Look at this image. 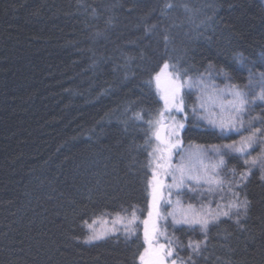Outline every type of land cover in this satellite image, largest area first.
I'll use <instances>...</instances> for the list:
<instances>
[{"label":"trees","instance_id":"1","mask_svg":"<svg viewBox=\"0 0 264 264\" xmlns=\"http://www.w3.org/2000/svg\"><path fill=\"white\" fill-rule=\"evenodd\" d=\"M262 57V0H0V264H142V232L84 238L96 216L143 218L149 208L145 121L162 107L154 76L167 62L190 68L192 78L227 73L243 88L249 69L256 79L264 72ZM182 95V147L247 133L208 127L193 111L194 93ZM224 158L229 169L247 171L237 154ZM261 176L254 169L235 189L250 201L239 223L220 218L206 239L199 227H171L179 257L264 264ZM191 241L204 242L199 254Z\"/></svg>","mask_w":264,"mask_h":264},{"label":"snow or ice","instance_id":"2","mask_svg":"<svg viewBox=\"0 0 264 264\" xmlns=\"http://www.w3.org/2000/svg\"><path fill=\"white\" fill-rule=\"evenodd\" d=\"M174 7L172 4H166L165 9H170ZM190 11L189 9H185ZM95 12V9H93ZM110 23V21H109ZM165 43L168 42V37L165 35L163 37ZM264 60V57H262ZM238 63L245 65L246 58L243 56L238 57ZM171 69L168 73L171 81L172 87L167 97H165V110L167 112L175 111L177 113H183L185 104L183 99V91L185 86L188 88H200L202 91L206 90L209 85L205 84L203 76L197 80H193L192 77L188 76L190 68H181L178 64H172L165 62L161 72H165ZM226 80H231L232 77L228 76L227 73H219ZM256 73L252 72L249 69V78L248 83L242 88L238 84L229 83L224 89H221L217 92L216 86L212 85L213 93H216L219 96H224L225 94L230 97L226 101H222L219 105L220 117H219V126L222 130H232L235 132H247L248 134L242 136L239 142L234 141L231 145H226L224 147L232 149L235 153L239 154L241 157L250 156V152L254 151L256 147L264 145V115L251 116L249 115L253 110L252 106L258 101L264 103V72L259 73V79H256ZM157 79H159V74H157ZM259 87L260 91L257 93L255 89ZM211 99V98H209ZM200 109L204 108V104H200ZM195 112L196 109L194 108ZM245 116L249 118L245 120ZM164 118V112L159 113V119L153 121H145L152 128L154 125L157 126L153 132V136L158 141L156 147L153 148L152 152L149 153V156L152 159L149 160V166L155 163V169L153 170L154 183L152 184V210L149 211L148 216L151 220V227H149V220H145L143 223L145 225L144 238L145 242L149 244L152 249L153 258L151 264H167V261L171 259V264H177L176 259L173 257H178V252L175 247H173V241L168 239L166 236L165 243L159 244V238L164 236V233L159 231L157 227V222L162 219L161 213L159 211L160 202L163 199V190L166 188L169 195H171L173 188L178 192L182 191L186 187V182L196 181L199 183L201 179L205 183L219 188L221 193L224 192L225 184L228 186L227 191L231 194V199L228 200L226 205L221 207L217 205V208L220 209L215 214L211 211L201 210L200 212L190 211L189 210L179 209L177 212L168 213V215L173 217L175 224H186L189 227L195 228L199 227L201 232L207 238V230L211 224L216 223L221 216L236 217L237 223H239V218L241 214H246L250 201L246 198L241 200L239 198V192L234 189H239L246 187V181L252 175L254 169H260L262 172L261 179L264 180V149L261 152L251 159L245 158L243 160V165L247 171L237 173L236 169H230L231 179H225L221 177L219 169L225 167V160L223 156L215 163L212 164L211 171L209 172L207 167L205 168V176L201 177L199 175H191V171L185 169L183 165L179 167H172L170 154L172 150L179 147L180 141L178 139L179 130L184 128V124L180 121H173L170 125L172 131L169 133L171 137L176 138V142L172 143L171 140L164 139L160 135L159 127L162 125ZM133 119L143 120L142 112H135L133 114ZM217 121L210 120V123L215 124ZM257 124L261 126H256ZM152 137H148L145 141L146 144L151 143ZM159 170V171H158ZM162 172L164 176L171 177L173 183L165 185L160 179L159 173ZM227 175V173L225 174ZM188 191H195V189H188ZM209 191H212V188H209ZM224 195L220 196V199L223 200ZM165 203H171L170 200L165 201ZM179 204V201H177ZM177 215L179 219H177ZM137 217L135 213L132 214L130 219L120 217L117 215L113 219V227L107 231H97L93 230L88 236L89 241L100 240L105 238L109 234V231L116 232L120 229L116 225H123L124 232L127 235L134 234ZM95 223V221H93ZM91 228V225H89ZM153 245H158V247H152ZM203 241H191L188 244V248L191 249L193 254H199L203 250ZM149 249H145V252H148ZM140 260L144 261V255L140 256ZM180 264H193L191 256L188 257V260L180 259Z\"/></svg>","mask_w":264,"mask_h":264},{"label":"rangeland","instance_id":"3","mask_svg":"<svg viewBox=\"0 0 264 264\" xmlns=\"http://www.w3.org/2000/svg\"><path fill=\"white\" fill-rule=\"evenodd\" d=\"M263 4H264V0ZM171 69L161 72V70L157 73L159 74V79H157V74L154 76L153 79V84L154 87L157 90V93L159 95V98L162 100V107L159 112H157L152 120L155 121L159 119V113L164 112V118L162 121V125L158 126L160 135L164 139L171 140L172 143L176 142V138L171 137L169 133L172 131L170 125L173 123V121H180L185 125V118L183 116V113H177L175 111H171L170 113L165 110V97L168 96L170 89L172 87V81L169 76V72ZM220 72H215L212 69H208L207 72L201 74L205 80V84L209 85V87L202 91L200 88H188L187 85L185 86V89L187 88L188 90H191L194 93V96H196V102H195V107H196V113L197 116L200 118L201 122L206 124L208 127L210 126L211 128L217 129L219 132L223 133L224 135H231V133H236L238 132L232 131V130H222L219 126V117L221 115L219 105L221 104L222 101H226L227 99H230L226 94L224 96H219L216 93H213L212 91V85L216 86L217 92L221 89H224L229 83H231L230 80H226L222 75H219ZM201 76H197V78H192L193 80H197L201 78ZM257 93H259L260 88L257 87L255 89ZM211 98V99H209ZM204 104V108L201 110L200 109V104ZM260 107L264 108V103H260L259 101L252 106L254 107ZM252 112V111H251ZM182 114V115H181ZM246 117V116H245ZM216 120L217 122L215 124L210 123V120ZM246 120V119H245ZM157 126H153L150 128L151 131V147H150V152H152L153 148L156 147L158 141L155 139L153 136V132L155 131V128ZM183 130V129H182ZM182 130H179L178 133V139L180 141L179 147L172 150L170 154V160H171V165L172 167H179L183 165L187 170L191 171V175L193 176H205V168L207 167L208 171H211V165L215 164L221 156L224 158L225 153H235L232 149L226 148L224 146L226 145H231L234 141L231 143H221L219 146H210V147H204V146H198L196 144H189L187 147H182L181 143V132ZM242 132V131H241ZM248 133L243 134L242 136L247 135ZM239 140H236V142H239ZM264 149V145H260L255 148L254 151L250 152V156L248 157H241L239 154H237L240 158L242 159H251L252 157L257 156L261 150ZM152 159V157H150ZM225 160V167L223 169H219L218 171L220 172L221 177H224L225 179H231V173L229 172V168L226 166V159ZM155 169V163L151 165V179H150V190H149V208L145 214V217L142 218V216L139 215L137 211H132L129 212L128 214H122V213H117V214H112V215H100L96 216L95 218H92L89 222L86 223L85 229L87 230V234L84 238L85 242H92L88 240V236L91 234L93 230L97 231H107L110 230L113 227L112 221L119 215L120 217H124L126 219H130L132 214L135 213V216L137 217L136 223L134 225L135 231L134 234L127 235L123 228V225H116L120 230L116 232H111L109 231V235H118L122 234L127 237L133 236L135 234H138L139 232H142L143 238H144V230H145V225L144 221L149 220V227H151V220L148 216V213L150 210H152V202H153V197H152V184L154 183V178H153V170ZM159 171V170H158ZM227 173V175H225ZM160 179L163 181L165 185L172 184L173 181L171 177H166L163 175L162 172L159 173ZM195 189V191H188V189ZM209 188H212V191H209ZM228 186L225 184L224 186V192L221 193L219 188H216L215 186L209 185L204 182L203 179L199 183L196 181H189L186 182V187L182 191H177L175 188H173L171 195H169L167 189L165 188L163 190V199L160 202V207L159 211L161 213V216L163 217L157 222V227L159 231L164 233V236H161L159 238V244H164L165 241V236L168 239H171L173 241V247L176 248L177 250V242L175 236L171 234L170 228L171 227H177V226H182L186 224H175L173 217L168 215V213L172 212H177L179 209H185L189 210V206L191 205L190 211H196L200 212L202 209L205 211H211L214 214L218 212L220 209L217 208V205H221L223 207L226 205L229 199H231V194L227 191ZM235 190V189H234ZM236 191V190H235ZM224 195V199L221 200L220 196ZM170 200L171 203H165V201ZM179 201V204L177 203ZM235 217V216H234ZM220 218H224L221 216ZM219 218V219H220ZM177 219H179V216L177 215ZM95 221V223H93ZM91 225V228L89 227ZM188 226V225H186ZM189 227V226H188ZM198 227V226H197ZM97 241V240H94ZM152 247H158V245H153ZM149 249L148 252H145V249ZM145 249L143 251L144 255V261H141L142 264H151V260L153 258L152 254V249L150 248L149 244L145 242ZM172 259L177 260V264H180V259L181 257H173ZM167 264H171V259L167 261Z\"/></svg>","mask_w":264,"mask_h":264}]
</instances>
